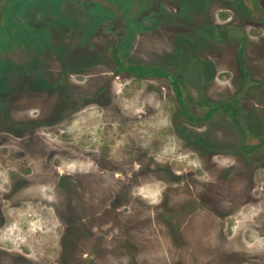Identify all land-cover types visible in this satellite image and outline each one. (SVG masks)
<instances>
[{"label": "rangeland", "instance_id": "rangeland-1", "mask_svg": "<svg viewBox=\"0 0 264 264\" xmlns=\"http://www.w3.org/2000/svg\"><path fill=\"white\" fill-rule=\"evenodd\" d=\"M22 1L24 0H0V19L2 17L0 22L3 28L0 31L3 32V39L0 40V43H3L2 46L0 45V56L4 63H7L5 61L7 59H16L12 55L17 54V42L33 43L42 37L41 35L35 37L28 32L29 29L28 31L22 29L25 28V23L37 21L38 24V21L45 19L44 4L51 9L57 21L72 20L85 27L86 22L83 17L78 19L73 15L75 13L62 12L55 0H40L39 3L32 0L28 4L29 7L31 6L30 10H27L28 7L23 5L24 3H18ZM234 1L227 0L226 3L230 4ZM249 2L251 7V0ZM123 3L129 11V26L125 22L123 13L117 14L115 20L109 17L103 20L105 28L115 32L113 47L119 49L118 54L128 56L133 61L138 59L139 62H143L145 58L155 64L170 65L168 67L176 70L177 68L171 67L173 58L169 51L175 49V45L171 44L172 40L165 37L163 47L160 40H153L151 44L145 45L143 14H132L126 6L127 2L123 1ZM260 3L264 7V0H260ZM131 4H135V1H131ZM256 14L264 21L262 10L259 9V13ZM103 16L105 15L102 12L99 13L92 25L96 27ZM135 20L142 26L138 23L139 30L134 34V45L122 44L127 37L126 32H131V26L136 25ZM109 22L114 24L108 27ZM15 26L20 30L17 39L13 35ZM247 29L250 33L256 34L254 37L260 38V42L264 38L260 28L256 29L249 25ZM61 31L57 30L58 33ZM150 34L153 37L157 35L155 31H151ZM101 46L84 45V52L101 55L112 50V46L105 48ZM205 50L206 55H210L215 48L206 47ZM260 60V64L264 66V60ZM217 66L219 67V61ZM102 71L103 68L100 67L99 73ZM91 73L92 71L79 76V80H83V86L87 84L90 90L94 88L96 78L91 76ZM211 76L194 81L192 86L189 84L188 93L192 98L190 107L193 116H200L208 111L204 104L206 100L216 103L226 98H235V93L240 91L242 77L239 78L238 73L235 72V63L227 62L220 65L217 72ZM3 79L6 84L11 81L9 75H4ZM119 81V88L116 93L114 92L115 102L118 105H114V98L112 100L107 95L88 102L92 99V92H89V95H83L81 92L79 98L83 100V110L62 126L64 130L62 137L56 134L48 135L50 137L35 138L28 143L25 140L24 145L12 139H8L7 143L3 139L0 140V150L9 147L26 151L27 159L31 163L34 162L36 171L31 175L30 182L24 189L18 187L21 184L19 182L9 184L6 181L3 188L5 190L0 191L1 195L12 193L15 201L13 207L6 205L3 208L0 247L3 245L2 247L8 249L22 248L28 253V257L41 264L53 261L75 263L82 258H88V262L95 264L263 263L264 194L261 187L264 186V153L257 154L260 168L251 175V178L257 181V185L253 188L244 187L250 175L246 172L238 173L228 179L227 187L221 191L217 190L216 193L214 190L211 191L213 193L209 196L212 198L211 205L193 202L198 193L203 191L202 183L220 177V174L227 170L225 168L232 165L235 158L227 154L214 156L203 153L196 142L188 141V137L177 136V130L184 127L187 122L183 116H180L174 92L166 81L149 82L126 76ZM262 82L264 83V78ZM225 92L232 94L226 97L228 94ZM36 96L38 98L36 102H40L39 110L43 112L50 105L52 98L47 95L42 97L36 94ZM197 103L202 106L199 107ZM117 106L128 108L129 116L125 117L123 111L115 110ZM222 115L217 114L210 124L196 126V129L200 133H209L210 138L216 141L239 143L242 137L238 136L235 123L224 120ZM112 119L115 120V126L110 123ZM255 128V134L246 141L248 144H260L257 149L262 151L264 125L258 123ZM46 149L59 152L58 157L60 151H67L68 157L65 163L69 168L91 166L93 159H98L102 166L126 167L128 171H132V179L139 178L141 186L133 188V192L142 195L143 200H135L121 213L122 215H118L119 211L113 213L108 210L98 215L101 205L87 206L88 215L83 216L76 206L70 205L61 211L62 207L49 205L50 200L48 202L42 195L44 190L42 186L45 182L53 186L56 180L51 177L42 178L44 175L47 176L46 173L50 169L41 155ZM51 159L55 160V158ZM65 163L58 158L55 163L57 171ZM3 173L7 174L5 170ZM193 204L200 209L196 215L181 216L180 220L171 217L174 214L187 213ZM150 214L160 220L153 221V216L150 217ZM87 217L88 220L85 221L84 218ZM91 217H94L93 220H89ZM177 221L181 225L180 233L174 232L170 227ZM124 223L125 228L120 226ZM118 226L122 231L118 228L115 230L114 227ZM103 230H107L105 235L95 242L92 241L93 236ZM243 245L251 247L248 248V252L260 254L258 257L262 259L245 263L247 260L245 258L249 254L236 256L233 251Z\"/></svg>", "mask_w": 264, "mask_h": 264}, {"label": "flooded vegetation", "instance_id": "flooded-vegetation-1", "mask_svg": "<svg viewBox=\"0 0 264 264\" xmlns=\"http://www.w3.org/2000/svg\"><path fill=\"white\" fill-rule=\"evenodd\" d=\"M33 1L40 2V0ZM123 1L127 2L126 6L129 7L132 14H143V33H146L145 45L151 44L153 40H160L161 47H163L165 37L172 40L171 44L175 45V49H170L169 52L173 58L171 67L177 68L176 70L168 67L170 65L155 64L145 58H143V62H139L138 59L133 61L128 56L118 54L119 49L113 47L115 32L105 28L103 20L107 17L115 20L117 14L123 13L125 22L129 26V11ZM131 1H135V4H131ZM226 1L55 0L62 12L75 13L73 15H76L78 19L83 17L86 22L84 28L79 22L72 20L57 21V17L53 16L51 9L44 4L45 19L38 21V24L37 21L25 23L26 29H22L25 31L29 29L28 32L35 37L40 35L42 37L33 43L21 44V41L17 42V54L12 55L13 58H16L14 60L7 59L5 60L7 63H4L0 56V140L3 139L7 143L8 139H12L24 145L25 140L28 143L29 140L50 137L53 134L64 136L62 126L83 110V100L79 98V94L83 92V95H87L92 92V99H89L88 102L107 95L112 100L114 98V105H118L115 102L114 92L116 93L119 88V80L124 76L149 82L166 81L174 92L180 116H183L187 122L184 127L177 130V136L188 137V141L196 142L199 150L203 153L214 156L227 154L235 158L232 165L227 166L225 168L227 170L220 174V177L217 176L210 182L202 183L203 191L198 193L193 202L211 205L212 198L209 197L213 195L211 191L214 190L215 193L217 190L221 191L228 186V179L238 173H248L250 178H247L248 182L244 187L253 188L257 185V181L253 180L251 175L260 168L257 154L264 153V150L259 151L257 148L260 144H248L246 140L255 134V127L258 123L264 125V83L262 82L264 66L260 64V59L264 60V38L260 42V38L254 37L256 34L250 33L247 27L252 25L256 29L260 28L264 33V21L256 14L259 13V9L264 14V7L260 0H251V7H249V0H235L230 4H227ZM29 2L32 0L18 3H24L23 5L28 7L27 10H30ZM22 8L25 9V7ZM101 12L105 15L101 18L103 24L100 22L94 27L92 22ZM51 19L53 20L51 21ZM112 22H109L108 27L111 26L110 24H114ZM138 23L142 26L136 20L134 27L130 25L132 30L126 32L127 37L124 38L122 44L134 45V34L139 30ZM2 29L0 22V31ZM58 29L64 32L58 33ZM106 29L107 31H105ZM13 31V35L17 39L20 30L15 26ZM151 31H155L157 35L153 37L150 34ZM131 34L133 35L131 36ZM0 36V40L3 39V32H0ZM88 44L102 45L104 48L112 46V50L109 53H101V55L87 54L84 52V45ZM0 45L2 46L3 43ZM22 45L25 47L21 48ZM206 47H212L215 50L212 54L206 55ZM218 61L219 67L217 66ZM186 62L190 64H185ZM227 62L235 63V72L238 73L239 78L242 77L240 91L235 93V98H226V100L216 103L206 100L204 104L208 111L203 115L193 116L190 107L192 98L188 93L189 84L192 86L194 81L212 77L211 75L217 72L220 65L227 64ZM132 66L161 68L171 74L173 79L151 73L138 76L130 70ZM100 67L103 68L101 73H99ZM91 71V76L96 77L92 90L87 84L83 86V80H79V76ZM4 75L11 77L9 84L4 81ZM100 77H102L101 80H99ZM174 80L179 82L184 103L180 99ZM160 88L163 87L160 86ZM36 94L52 98L50 105L43 112L39 110L40 102H36L38 99ZM226 94L228 97L232 93ZM245 105L248 106L245 107ZM198 106L202 105L198 104ZM116 109L118 112L123 111L125 117L129 116L127 112L130 111L125 106H117ZM211 114L212 116H209ZM217 114H223L224 120L235 123V130L238 136L242 137L239 143L216 141L210 138L209 133H200L196 129V126L210 124ZM110 123L115 126L114 119L110 120ZM213 135L212 137H214ZM58 153L55 150L46 149L41 154L45 164L51 169H48L47 176L44 175L42 178L51 177L56 180L53 186L46 182L42 186L44 188L42 195L48 202L50 200L49 205L60 206L62 207L61 211H64L67 206H76L81 212V216L88 215L87 206L101 205L98 215L106 213L107 210L113 213L119 211L118 215H122L121 213L135 200H143L142 195H136L133 192V188L141 186L139 178L132 179V171H128L129 169L126 167L102 166L98 159H93L91 166L69 168L65 163L68 152L60 151V157L57 156ZM26 155L27 152L20 149L5 147L0 150V191L5 190L3 188H5L6 181L9 184L19 182L21 184L18 187H22V189L29 184L31 175L36 171L34 162L31 163ZM51 158H55V160ZM58 158L65 165L57 171L55 163ZM105 159L107 158L105 157ZM3 170L7 172L6 175ZM133 173L137 174V172ZM56 176L57 178H55ZM261 188L263 192L260 191L264 194V186ZM12 195V193L0 194V227L4 220L3 208L6 205L12 207L15 205ZM191 207L187 213H178L171 217L180 220L181 216L192 217L200 210L196 208V204ZM93 218L91 217L89 220H93ZM84 220L87 221L88 217ZM158 220L160 219L153 216V221ZM178 222L170 227L174 232L180 233L181 225ZM120 226L124 227L125 223ZM114 228L122 231L119 226ZM126 230L129 231L127 227ZM105 232L107 230L96 233L92 241L95 242L102 238ZM2 246L0 247V264H41L28 257V253L22 248L8 249V247ZM244 246L233 251L237 254L236 256L249 254L245 258L247 259L245 263L264 258V256L258 257L260 254L255 252L249 253L248 248L251 247ZM47 264L95 263L88 262V258H82L75 263L53 261L47 262ZM171 264L180 263L173 262Z\"/></svg>", "mask_w": 264, "mask_h": 264}, {"label": "trees", "instance_id": "trees-1", "mask_svg": "<svg viewBox=\"0 0 264 264\" xmlns=\"http://www.w3.org/2000/svg\"><path fill=\"white\" fill-rule=\"evenodd\" d=\"M130 70L132 72L136 73L138 76H144L146 73H151L152 75H160V76H166V77L172 78L171 74H169L167 71H165L164 69H161V68H150V67H143V66H132V67H130ZM174 81H175V86H176L177 91L179 93L180 99L183 102V100H182V93H181V90L179 88V82H178V80H174ZM209 116H212V114L209 115Z\"/></svg>", "mask_w": 264, "mask_h": 264}]
</instances>
